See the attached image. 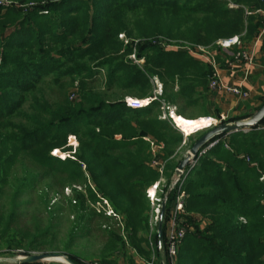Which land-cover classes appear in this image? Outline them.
<instances>
[{
  "label": "trees",
  "instance_id": "16d2710c",
  "mask_svg": "<svg viewBox=\"0 0 264 264\" xmlns=\"http://www.w3.org/2000/svg\"><path fill=\"white\" fill-rule=\"evenodd\" d=\"M21 2L33 5L0 6V248L13 257L19 250L54 251L75 264H117L130 252L169 264L159 251L158 228L151 230L147 190L161 178L152 163L162 160L166 224L185 137L161 118L163 103L186 123H232L251 117L264 101L223 120L210 89L213 68L165 45L208 47L233 36L250 43L264 27V0ZM155 78L163 95L146 107H129L126 96L153 97ZM190 107L202 118L187 114ZM206 132L188 137L189 149ZM70 136L79 146L63 160L53 152L65 158ZM215 142L182 186V218L190 229L176 264H264V121L205 147ZM29 192L39 197L47 224L39 205L23 223L18 200ZM104 201L115 215L96 208ZM65 219L70 227L59 240Z\"/></svg>",
  "mask_w": 264,
  "mask_h": 264
},
{
  "label": "built area",
  "instance_id": "2783aa9c",
  "mask_svg": "<svg viewBox=\"0 0 264 264\" xmlns=\"http://www.w3.org/2000/svg\"><path fill=\"white\" fill-rule=\"evenodd\" d=\"M11 4L12 3H10L9 0H0L1 7H9ZM263 16H264V13H263ZM263 35H264V27L261 30L260 36L258 38L260 39ZM120 38L125 39V36L120 35ZM216 46L218 48V51L216 52L213 51L211 47H205L201 45H191V44L175 45L172 43L170 45H165V48L185 51L188 54H190L193 58L210 65L214 70V73L210 81V89L212 92L233 95L241 100L249 99L250 93L243 87V85H237V86L229 85L222 80L221 72L219 69L220 67L218 65L216 56L219 53L220 55L224 56L225 59H227L226 66H227V69L230 71H233L236 67L243 66L242 70L245 73V78H247L251 74L252 67L255 64V59H256L255 52L250 51L246 47H244L241 41V36H233L230 38L219 39L216 42ZM130 59L133 60L137 64L144 63V60H140V61L137 60L135 55H131ZM154 83H155V91H154L153 97L146 98L144 100L128 98L125 101L126 104L133 109H140V108L150 105L151 102L158 100V98L163 95V91H164L163 84L160 83L159 80L157 79L154 81ZM75 96H76V93H72L71 99L74 100ZM163 110H165V112L161 118L162 119L170 118L173 122L172 124L174 125V127L180 130L177 127L176 122L172 117L173 113H176V107H167L163 103ZM168 110H169V113L167 114ZM222 119H225V118L222 117ZM180 132L184 134L181 130ZM184 137H185V141L182 146L187 145L186 140L188 139L189 136L184 134ZM216 143L218 142H215L205 148H202L199 152L198 158L191 159L189 165L186 167L185 170L180 171L178 170V168L176 169V172L174 175V181H173L174 184L172 188H177V192H178L177 199L175 200L173 206L171 207L170 214L168 215V218L166 220V224L164 221V224L166 225V231H165L166 255L168 257L169 264H176L177 254L179 251L180 244L190 229L189 225L185 226L181 218L184 213L185 200H186V193L182 190V186L184 184V181L186 180L188 172L197 165L198 160L203 155H205L208 150L213 148L216 145ZM68 144L69 146H72V147H78L76 145H78L79 143L75 136H70L68 138ZM163 147L164 145L162 144L161 146L153 145V148L155 150L162 149ZM58 151L59 150H55L53 154L55 156H58L57 154ZM188 153L189 151L187 152V154ZM152 165L161 174L163 173L164 168H165V163H163L162 160H154ZM261 180L264 181V177L261 178ZM155 189H153L152 191H148V197L150 201L152 202V212L150 213L151 226L153 225V223H156L158 226L160 216H161V211H162V205H163V202H165V200H163V196L158 197L159 184L155 185ZM160 192L161 194H163L164 190L162 189L160 190ZM103 203H104L103 205H105L106 208H103L102 204H97L96 208L99 211H104L107 216L115 215L114 211L109 206V203L107 201H104ZM38 254L40 253L38 252L26 253L23 250H19L15 259L26 258V257L33 256V255H38ZM45 261H48V264H68L65 260L57 261L55 259H49ZM91 264H102V263L93 262Z\"/></svg>",
  "mask_w": 264,
  "mask_h": 264
},
{
  "label": "crops",
  "instance_id": "0c3cea01",
  "mask_svg": "<svg viewBox=\"0 0 264 264\" xmlns=\"http://www.w3.org/2000/svg\"><path fill=\"white\" fill-rule=\"evenodd\" d=\"M261 13L263 14L264 11ZM261 38H256L250 43H243L241 40L244 47L250 51H254L256 54L255 64L252 67L251 74L247 78H245V73L242 70L243 66L236 67L233 71H230L226 66L227 59L219 53L216 56L222 80L229 85H243L250 93L249 99L241 100L233 95L213 92L215 102L222 109L223 118L228 117L230 114L233 115L230 117L245 115L260 106L264 101V52L261 51ZM219 58H221L220 61L218 60ZM131 262L134 264H150L131 252L129 258L121 256L117 264H130ZM0 264L16 263L0 259ZM38 264H48V261H41Z\"/></svg>",
  "mask_w": 264,
  "mask_h": 264
},
{
  "label": "rangeland",
  "instance_id": "374dc122",
  "mask_svg": "<svg viewBox=\"0 0 264 264\" xmlns=\"http://www.w3.org/2000/svg\"><path fill=\"white\" fill-rule=\"evenodd\" d=\"M10 1V3H12L10 6H13V5H16V6H20V7H23V6H26V5H29V6H32L33 4L32 3H30V4H26V3H23V2H21V0H9ZM126 43V42H125ZM128 43V42H127ZM126 43V44H127ZM173 44H175V45H183V44H189V43H187V42H179V43H173ZM192 45V44H191ZM205 47H207V46H205ZM208 47H211L212 49H213V51H218V48H217V46H216V44L214 45V46H208ZM131 57V56H130ZM159 80L158 78H155L154 80H153V83H154V81L155 80ZM159 82L160 83H162L160 80H159ZM154 86H155V83H154ZM74 89V88H73ZM72 89V93H76V96H75V99L74 100H76L77 98H78V95H77V87L73 90ZM79 91V90H78ZM154 91H155V89H154ZM154 95V94H153ZM128 98H133V99H138V98H136V97H133V96H126L125 97V101L128 99ZM72 100V99H71ZM140 100H144V99H140ZM73 101V100H72ZM217 104V103H216ZM199 108L198 107H194V108H192V107H190V108H186V110H185V112L187 113V114H189V115H193L194 117H197V119L198 118H202V117H198V115L200 114V113H198L199 112ZM176 112H177V110H176ZM178 115V114H177ZM230 116H233L232 114H230L228 117H230ZM183 117H185V116H183ZM223 117V116H222ZM179 118V117H178ZM186 118V117H185ZM204 118V117H203ZM227 118V116L225 117V119ZM187 119H189V117H187ZM211 119H213V118H211ZM180 121H182L185 125H187L188 127H191V128H194V126H196V125H199V124H201V123H207V122H204V121H201V120H194L195 122H189V123H186V122H184L183 120H181V119H179ZM213 120H215V122L217 123V124H220L221 123V121H219V120H216V119H213ZM224 120V119H223ZM173 123V122H172ZM181 130V129H180ZM183 130H186V129H184L183 128ZM187 132H189V129L188 130H186ZM183 132V131H182ZM199 132V131H198ZM200 132H202V131H200ZM184 134H186L185 132H183ZM183 134V135H184ZM193 134V133H192ZM192 134H190V132H189V138H190V136L192 135ZM78 141V140H77ZM78 143H79V141H78ZM68 146H69V144H68ZM76 146H79V144L78 145H76ZM78 147H72V151L71 152H65V158L62 156V155H60V154H58V156L59 157H62V159L64 160V159H66V158H68V157H70L72 154H74L75 152H76V149H77ZM61 152H63L62 150H60ZM188 151H190V149H189V146H188V143H187V145H184V146H181L180 148H179V150H178V160H180L181 159V161L185 158V156H186V154H187V152ZM64 153V152H63ZM72 157V156H71ZM164 172H165V168H164V171H163V173L161 174V178H160V180L156 183V184H159V191H158V197H162V196H165V186H166V177H165V174H164ZM163 179V180H162ZM162 180V181H161ZM173 181H174V178H173ZM156 184H154V185H152L148 190H147V198L149 199V197H148V191H152L153 189H155V185ZM173 184H174V182H172V185H171V187H170V189H172V186H173ZM164 186V187H163ZM39 188H41V186H39ZM164 190V193L163 194H161V192H160V190ZM79 190H81L80 188H79ZM156 190V189H155ZM65 193L67 194V195H69L70 194V190H66L65 191ZM178 193V192H177ZM177 199V195L175 196V200ZM163 200H165V202L167 203V198H166V196H165V198L163 199ZM162 200V201H163ZM149 201H150V199H149ZM18 202L20 203V205H21V210H20V212H21V214H22V221H23V223L24 224H27L28 222H30L31 221V217H30V215H32L33 213L32 212H37V209H38V205L40 206V211H41V215H40V217L43 219V223L44 224H47V218H46V216H44L45 215V213H44V210H43V206H42V204H41V201H40V199H39V197L37 196V194L35 193V192H29L28 194H26L24 197H22L21 199H19L18 200ZM53 201H52V205H53ZM164 203V202H163ZM110 206V205H109ZM150 206H151V211H150V213L152 212V202L150 201ZM183 217V216H182ZM181 217V218H182ZM26 220V221H25ZM185 220L182 218V222H184ZM151 223V222H150ZM151 226V225H150ZM190 226V225H189ZM69 227H70V223L68 222V220H63V222H62V227L58 230V239L59 240H62V239H65L66 238V236H67V233H68V229H69ZM157 228H158V226H157V224L156 223H153V225L151 226V230L152 231H155V230H157ZM166 244V243H165ZM79 250H81V248L79 249ZM166 250V249H165ZM42 253H55L54 251H45V252H42ZM13 255H14V253H12V252H9V250H7V249H5V248H0V259H6V260H8V261H11L12 262V260L13 259H15L16 258V256H14L13 257ZM61 255V254H60ZM166 255V254H165ZM62 256H64V255H62ZM159 262H158V260H157V258H156V255L155 254H153V256H152V259H151V261H150V264H158Z\"/></svg>",
  "mask_w": 264,
  "mask_h": 264
},
{
  "label": "water",
  "instance_id": "95a60500",
  "mask_svg": "<svg viewBox=\"0 0 264 264\" xmlns=\"http://www.w3.org/2000/svg\"><path fill=\"white\" fill-rule=\"evenodd\" d=\"M264 121V106L261 107L256 113H254L251 117L235 121L232 123H220L210 124L205 126V128L196 130L195 132L206 130L207 132L201 136L190 149L189 153L185 156V158L180 162L178 166V170H185L189 165L191 159L198 158L200 150L205 147L209 142L214 140L215 138L222 135H229L232 133H236L239 131H249L257 128ZM193 132V133H195ZM166 213V202L162 205L161 216L158 224V246L161 254L165 255V231H164V219ZM62 258L68 264H75L72 260H70L66 256H62L56 253H40L38 255L29 256L26 258L13 259L12 262L16 264H32L36 262H41L49 259Z\"/></svg>",
  "mask_w": 264,
  "mask_h": 264
},
{
  "label": "bare ground",
  "instance_id": "6f19581e",
  "mask_svg": "<svg viewBox=\"0 0 264 264\" xmlns=\"http://www.w3.org/2000/svg\"><path fill=\"white\" fill-rule=\"evenodd\" d=\"M173 119L175 120V122H176V125H177V127L179 128V129H181V131H183V132H185L186 134L185 135H189V132H191L192 130H194L195 128H205V126H208V125H210V124H214L215 123V120H213V119H210L207 123H201V124H199V125H196V126H194V128H191V127H188L187 125H185V124H183L180 120H179V118H178V115L176 114V113H173ZM183 128L184 129H186V128H190L189 129V132H187L186 130H183ZM55 260H57V261H64L62 258H56Z\"/></svg>",
  "mask_w": 264,
  "mask_h": 264
}]
</instances>
